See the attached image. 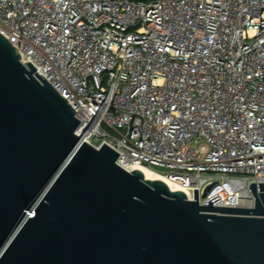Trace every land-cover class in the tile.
Wrapping results in <instances>:
<instances>
[{
	"label": "built area",
	"instance_id": "2783aa9c",
	"mask_svg": "<svg viewBox=\"0 0 264 264\" xmlns=\"http://www.w3.org/2000/svg\"><path fill=\"white\" fill-rule=\"evenodd\" d=\"M0 33L118 166L144 165L191 201L197 189L198 205L254 207L264 0H0Z\"/></svg>",
	"mask_w": 264,
	"mask_h": 264
},
{
	"label": "water",
	"instance_id": "95a60500",
	"mask_svg": "<svg viewBox=\"0 0 264 264\" xmlns=\"http://www.w3.org/2000/svg\"><path fill=\"white\" fill-rule=\"evenodd\" d=\"M35 70L0 33V264H264V183L203 206L127 171Z\"/></svg>",
	"mask_w": 264,
	"mask_h": 264
},
{
	"label": "bare ground",
	"instance_id": "6f19581e",
	"mask_svg": "<svg viewBox=\"0 0 264 264\" xmlns=\"http://www.w3.org/2000/svg\"><path fill=\"white\" fill-rule=\"evenodd\" d=\"M134 169H138L142 172L143 176L145 179L147 180H161L163 181L170 190L174 191V190H180L182 192L185 193V190L180 186L178 185L177 183L169 180L168 178H166L165 176H163L162 174L144 166V165H135L132 170Z\"/></svg>",
	"mask_w": 264,
	"mask_h": 264
},
{
	"label": "rangeland",
	"instance_id": "374dc122",
	"mask_svg": "<svg viewBox=\"0 0 264 264\" xmlns=\"http://www.w3.org/2000/svg\"><path fill=\"white\" fill-rule=\"evenodd\" d=\"M158 171L162 172L163 170H161V169H158Z\"/></svg>",
	"mask_w": 264,
	"mask_h": 264
}]
</instances>
